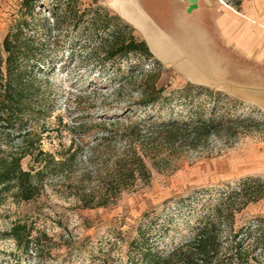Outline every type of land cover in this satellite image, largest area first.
Instances as JSON below:
<instances>
[{"label":"rangeland","instance_id":"obj_1","mask_svg":"<svg viewBox=\"0 0 264 264\" xmlns=\"http://www.w3.org/2000/svg\"><path fill=\"white\" fill-rule=\"evenodd\" d=\"M112 1L77 0L85 18L61 27L57 49L45 51L50 89L44 111L30 121L33 153L21 160L31 173L42 172L28 201L0 192V264H144L146 250L165 257L207 224L214 236L207 264H264V95L192 82V67L180 73L177 60L167 61L177 51L169 52L161 30L136 29ZM143 1L151 18L171 15V0ZM20 3L0 0V46ZM115 16L151 57L102 56L99 42ZM183 18L181 36L172 39L193 60L196 20L194 13ZM152 85L160 95L143 104ZM19 139H0V154L23 146ZM132 146L144 149L148 175L117 191L114 163L131 160ZM25 232L34 241L29 249Z\"/></svg>","mask_w":264,"mask_h":264},{"label":"trees","instance_id":"obj_2","mask_svg":"<svg viewBox=\"0 0 264 264\" xmlns=\"http://www.w3.org/2000/svg\"><path fill=\"white\" fill-rule=\"evenodd\" d=\"M45 1L47 0H21L18 17L4 35L0 46V139L15 133L21 138L18 142L23 143L21 147L10 148L0 154V192L12 191L14 196L24 201L33 197L38 175L42 172V169H38L31 173L32 170L22 167L21 160L33 153L28 148L26 139L31 135L30 121L44 111L50 89L49 76L44 70V64L50 62L45 51L57 49V32L61 27H69L70 22L77 25L85 18V11L77 9V0H48L51 2L48 9ZM98 12L90 18L94 30L101 21ZM113 19L115 26L99 42L98 50L103 57L114 59L130 54L142 58L152 56L144 40L137 39L128 32L129 26L120 23L118 17ZM107 26L108 22L104 28ZM160 90L161 87L148 86L140 96L141 102L147 104L156 101ZM28 144L33 145L31 141ZM140 151L132 146L131 160L127 162L125 158H121L115 161L113 176L117 191L127 181H132L139 175H148L143 158L144 149L141 148ZM37 153L42 154L43 151L38 149ZM106 188L112 193L111 186L107 185ZM208 225L196 232L191 244L174 249L165 257L152 255L149 249L146 250L143 254L144 264H198L193 263L194 255L203 257L200 258V264H207L204 258L210 253L214 237L207 230ZM19 227L14 225L10 230V235L17 241L20 239ZM21 236H24L25 247L29 249L30 243L34 242L30 234L25 232ZM33 244L36 246V242Z\"/></svg>","mask_w":264,"mask_h":264},{"label":"crops","instance_id":"obj_3","mask_svg":"<svg viewBox=\"0 0 264 264\" xmlns=\"http://www.w3.org/2000/svg\"><path fill=\"white\" fill-rule=\"evenodd\" d=\"M171 2V17L158 21L148 16V2L112 1L119 14L131 16L130 23L136 29H143L142 25H145L147 30H161L163 37L171 44L169 52L177 51L176 57L166 58L167 61L177 60L180 73L186 67H192L195 73L192 82L228 86L235 89L234 93L244 96L252 93L264 95V0H241L237 7L223 0H197V7L189 12L194 13V28L200 37L195 45L193 60L188 58L187 53L181 55L180 45L172 39V34H182L177 19L182 20L187 15L188 2ZM141 14L147 18H135Z\"/></svg>","mask_w":264,"mask_h":264},{"label":"water","instance_id":"obj_4","mask_svg":"<svg viewBox=\"0 0 264 264\" xmlns=\"http://www.w3.org/2000/svg\"><path fill=\"white\" fill-rule=\"evenodd\" d=\"M188 2L186 12H191L192 9L197 7V0H186Z\"/></svg>","mask_w":264,"mask_h":264}]
</instances>
